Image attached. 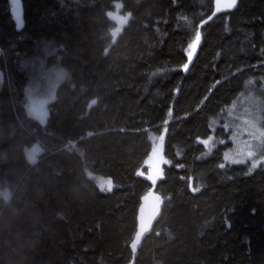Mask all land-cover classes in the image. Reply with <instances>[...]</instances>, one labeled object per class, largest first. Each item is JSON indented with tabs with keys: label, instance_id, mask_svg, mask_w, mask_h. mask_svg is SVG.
I'll return each instance as SVG.
<instances>
[{
	"label": "trees",
	"instance_id": "trees-1",
	"mask_svg": "<svg viewBox=\"0 0 264 264\" xmlns=\"http://www.w3.org/2000/svg\"><path fill=\"white\" fill-rule=\"evenodd\" d=\"M36 60L68 70L42 119ZM0 72V264H264V156L200 141L242 95L264 124V0H0ZM161 134L155 180L137 172Z\"/></svg>",
	"mask_w": 264,
	"mask_h": 264
},
{
	"label": "rangeland",
	"instance_id": "rangeland-1",
	"mask_svg": "<svg viewBox=\"0 0 264 264\" xmlns=\"http://www.w3.org/2000/svg\"><path fill=\"white\" fill-rule=\"evenodd\" d=\"M34 63L37 64H34L35 66L30 72L29 83L25 87L24 103L29 115L42 119L47 104L55 97L57 86L67 79L68 71L61 67L59 63L48 64V66H46L44 60H36ZM247 97L249 96L242 95L238 97L223 110L221 115H223L224 121L220 125L224 126L223 132H226L225 135L222 133L218 137L216 134L217 138L214 139V124H212V132L209 137L200 139V141L203 143V141L210 140L209 147L206 146L209 153L217 142L227 140L229 144L224 154L225 161L241 160L247 162L253 168V162L257 161L258 165L264 156V135H261L264 133V124L261 122L263 114L260 115V112L256 110L253 99L250 97L252 99L250 100ZM250 132L253 133L252 136H249L248 133ZM248 141H251L252 148L247 146L246 142ZM152 142V150L145 163L147 170L144 172L139 169L137 173L156 180L163 176L162 166L167 163L162 148L163 134L153 136ZM250 151L254 152L251 158L247 155ZM95 180L104 189L111 187L108 178L95 177ZM162 202L163 198L156 193H149L148 197L144 199L141 208L142 231L150 230L154 218L160 211Z\"/></svg>",
	"mask_w": 264,
	"mask_h": 264
},
{
	"label": "snow or ice",
	"instance_id": "snow-or-ice-1",
	"mask_svg": "<svg viewBox=\"0 0 264 264\" xmlns=\"http://www.w3.org/2000/svg\"><path fill=\"white\" fill-rule=\"evenodd\" d=\"M237 3V0H215V5H216V12H219L222 10V7L224 9H231L235 6V4ZM222 6V7H221ZM14 11V14H15V8L13 9ZM213 15H215V13H213ZM17 18H19L17 16ZM209 19H211V17H209ZM203 23H207V21H203ZM200 41H201V32L199 30H197L195 32V35H194V38L191 40V42L189 43L188 45V49H187V55H188V60L189 62L191 61L192 59V56L194 55L198 45L200 44ZM188 63H185L183 66H182V70H187L188 69ZM169 115H171V112H169ZM249 136H252L253 133H248ZM261 135H264V133H262ZM211 139V138H210ZM203 143L205 145H208L210 143V140H206V141H203ZM247 143V146L249 148H252L253 145L251 143V141H248L246 142ZM248 157L251 158L253 155H254V152H248L247 153ZM236 163H242L243 161L241 160H236L234 161ZM257 166V161H254L253 164H252V167L255 168ZM221 167H224V165L222 164ZM199 189H193V191H197Z\"/></svg>",
	"mask_w": 264,
	"mask_h": 264
},
{
	"label": "water",
	"instance_id": "water-1",
	"mask_svg": "<svg viewBox=\"0 0 264 264\" xmlns=\"http://www.w3.org/2000/svg\"><path fill=\"white\" fill-rule=\"evenodd\" d=\"M19 3H20V0H17ZM20 6H21V4H20ZM222 7V6H221ZM109 16H111V13L109 14ZM136 241H135V243H134V247L136 248ZM135 255H136V251L134 250L133 251V258H132V260H131V263H133L134 262V258H135Z\"/></svg>",
	"mask_w": 264,
	"mask_h": 264
},
{
	"label": "bare ground",
	"instance_id": "bare-ground-1",
	"mask_svg": "<svg viewBox=\"0 0 264 264\" xmlns=\"http://www.w3.org/2000/svg\"><path fill=\"white\" fill-rule=\"evenodd\" d=\"M66 70H67V69H66ZM66 70H65V71H66ZM65 71H64V72H65ZM67 71H68V70H67ZM67 74H68V73H67Z\"/></svg>",
	"mask_w": 264,
	"mask_h": 264
}]
</instances>
